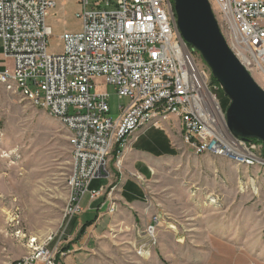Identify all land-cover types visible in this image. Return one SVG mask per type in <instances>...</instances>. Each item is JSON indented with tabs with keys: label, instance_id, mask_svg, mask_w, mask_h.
<instances>
[{
	"label": "built area",
	"instance_id": "built-area-1",
	"mask_svg": "<svg viewBox=\"0 0 264 264\" xmlns=\"http://www.w3.org/2000/svg\"><path fill=\"white\" fill-rule=\"evenodd\" d=\"M67 0H0V40L5 65L0 88L19 93L58 118L69 131L73 169L68 178L65 216L82 212V202L99 199L111 178L109 157H116L138 131L165 129L175 117L182 141L194 154L226 158L241 166H263L255 141L233 136L211 70L195 59L194 49L178 32L172 0H76L79 32H64L62 52L51 53L53 34L47 18ZM228 45L252 73L264 76V0H209ZM101 79L102 82H99ZM111 85L120 99L109 117ZM116 210L113 203L109 211ZM33 250L15 264H53L59 251L31 240ZM49 244V243H48Z\"/></svg>",
	"mask_w": 264,
	"mask_h": 264
},
{
	"label": "rangeland",
	"instance_id": "rangeland-1",
	"mask_svg": "<svg viewBox=\"0 0 264 264\" xmlns=\"http://www.w3.org/2000/svg\"><path fill=\"white\" fill-rule=\"evenodd\" d=\"M98 1L104 8L102 0H89L88 9ZM80 10L76 0H67L50 12L49 52H62L61 34L82 29L76 16ZM193 51L196 61L204 62ZM0 63H12L4 58L1 40ZM252 75L264 89V76ZM99 89L110 94L109 117L116 118L128 99H120L111 85ZM218 96L221 103L229 99L222 87ZM165 127L179 151L150 162L149 175L139 176L131 168L134 160L127 168L125 160L118 166L114 152L110 154L111 178L96 179L90 186L109 183L93 201L102 215L78 243L67 236L70 221L65 216L73 169L67 127L23 95L0 88V264H15L32 252V239L51 249L57 246L53 264H264V167L196 155L182 141L179 120ZM164 131H147L138 141L143 151L161 142ZM254 143L264 158V144ZM122 174L141 184L142 204H124ZM88 202L89 194L82 202L87 214L76 215L75 223L95 216ZM113 203L116 210L111 213Z\"/></svg>",
	"mask_w": 264,
	"mask_h": 264
},
{
	"label": "water",
	"instance_id": "water-1",
	"mask_svg": "<svg viewBox=\"0 0 264 264\" xmlns=\"http://www.w3.org/2000/svg\"><path fill=\"white\" fill-rule=\"evenodd\" d=\"M178 32L229 97L230 133L264 143V89L231 50L209 0H172Z\"/></svg>",
	"mask_w": 264,
	"mask_h": 264
},
{
	"label": "crops",
	"instance_id": "crops-1",
	"mask_svg": "<svg viewBox=\"0 0 264 264\" xmlns=\"http://www.w3.org/2000/svg\"><path fill=\"white\" fill-rule=\"evenodd\" d=\"M5 65L6 64L2 65L0 63V70L3 69V66H5ZM229 104H230L229 100L225 99L223 101L224 109ZM176 121H177L176 118L172 117L169 120V123H173ZM151 129H155V128H151ZM151 129H149V130H151ZM149 130H147V131H149ZM158 130H162V129H158ZM165 130L166 131L163 132L162 141L157 142L156 145L154 144V146L151 147L152 149L149 151L148 150L143 151L144 150L143 146L139 145V142H138L142 137H144L146 135L147 131L136 132L132 136V138H130L128 145L122 149V152H121L122 154L120 156L121 163L125 160L126 161L125 166L127 168L130 166L129 163H127V162L128 161L131 162L132 160H134L132 162L131 168H133V169L136 168L138 170V175L143 177L142 174L149 175V173H150V171H149V170H151L150 162H156V160H161V159H164L166 157L176 156V153H178L179 149L177 148L176 144L172 140L171 130L167 127H165ZM149 152H151V153H149ZM129 173L132 175L134 172L129 171ZM120 177L122 178L119 181L120 195L125 200V201H123L124 204L129 205L128 203H131L134 206L137 204L138 205L142 204L143 200H144V194L145 193H144V190H143L141 184L138 181L134 180V178H132L131 176H124L122 174ZM108 185H109V183H107L105 188ZM93 189H98V188H93ZM88 208L92 209V211L96 212L95 216L89 217L85 221H83L82 218H78L79 221L77 223H75L73 221L76 218V216H75L72 219V222L70 224V228H69L68 234H67L70 241H73L74 239H76V242L77 241H78V243L80 242V239H82V236L78 238V236H79L78 234H79V231H80V229L84 223L95 220L93 225L96 226L98 224V222L100 220V216L102 215V212L99 213L100 206L98 204L95 205L94 202L91 203L90 199H89ZM81 213L87 214L86 209L83 208ZM98 214H99V216H98ZM95 222H96V224H95ZM96 228H94V229H96ZM89 229H90L89 227L86 228L84 233L86 234L89 231Z\"/></svg>",
	"mask_w": 264,
	"mask_h": 264
},
{
	"label": "trees",
	"instance_id": "trees-1",
	"mask_svg": "<svg viewBox=\"0 0 264 264\" xmlns=\"http://www.w3.org/2000/svg\"><path fill=\"white\" fill-rule=\"evenodd\" d=\"M213 81H216V80L213 78ZM228 100H229V99H228ZM229 101H230V100H229ZM229 103H230V102H229ZM222 105H223V103H222ZM228 106H229V105H228ZM228 106H226V107H228ZM225 109H226V108H225ZM253 141H255V142H261V141L256 140V139H253ZM261 143H263V142H261ZM263 144H264V143H263ZM120 150H121V146L118 144V145L116 146L115 150H114V158L117 157L118 152H119ZM72 219H73V218H72ZM72 219L70 220L69 224H71ZM94 221H95V220H92V221H89V222H87V223H84V224L82 225L80 231H79V236H78V237L83 236V235H84V232H85V229H86L91 223H94ZM68 249H69V248H68Z\"/></svg>",
	"mask_w": 264,
	"mask_h": 264
}]
</instances>
